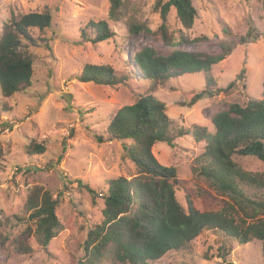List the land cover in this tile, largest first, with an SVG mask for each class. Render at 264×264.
Here are the masks:
<instances>
[{
	"label": "rangeland",
	"instance_id": "obj_1",
	"mask_svg": "<svg viewBox=\"0 0 264 264\" xmlns=\"http://www.w3.org/2000/svg\"><path fill=\"white\" fill-rule=\"evenodd\" d=\"M165 1L125 0L120 20L113 22L108 19L110 0H0V35L2 24L12 15L48 12L52 18L49 29L30 30L34 39L41 40L28 48L30 86L10 97L0 91V264H80L87 231L103 221L102 195L108 181L136 174L123 142L98 143L95 135L103 134L116 111L138 96L150 94L162 101L174 126L197 125L210 134L216 112L232 103L245 105L262 98L264 0H191L196 18L190 30L183 29L170 9L165 22L169 37L205 38L197 43L174 48L157 33H128L129 20L156 32L161 24L159 3ZM101 20L113 36L91 43L88 24ZM250 27L259 34L257 40L235 44L208 73L183 74L154 84L133 62L134 53L143 46L158 53L182 49L218 54L220 44L237 42ZM86 65L110 66L124 81L112 87L78 82L76 76ZM208 76L214 81L212 91H223L188 106L193 93L205 88ZM32 143L43 145L45 151L29 153ZM204 145L184 135L173 140V147L157 143L152 153L160 165L176 168L175 195L181 205L189 196L200 211H220L230 201L200 173L207 163L201 156ZM233 161L245 171L264 174V163L252 157L234 156ZM36 187L58 200L60 230L47 246L40 244L24 207ZM243 189L247 198L264 201V191ZM260 249L256 241L240 245L219 230H205L185 249L170 251L149 264H264ZM101 264L120 263L106 258Z\"/></svg>",
	"mask_w": 264,
	"mask_h": 264
},
{
	"label": "trees",
	"instance_id": "obj_2",
	"mask_svg": "<svg viewBox=\"0 0 264 264\" xmlns=\"http://www.w3.org/2000/svg\"><path fill=\"white\" fill-rule=\"evenodd\" d=\"M124 1L110 0L109 20H120ZM159 7L161 24L156 32L144 23L129 20L126 22L128 33H157L165 45L174 48L205 39L202 36L189 40L182 36L175 41L169 37L165 22L170 9L175 10L183 29L192 28L196 10L191 0H166L162 5L159 3ZM51 21L48 12H32L12 15L2 24L0 91L4 97L30 86L33 70L28 48L37 46L39 40L32 37L30 30L49 29ZM88 25L93 31V38H88L91 43H100L113 36L105 20ZM258 37L259 34L250 27L237 42L220 44L218 54L182 49L158 53L152 47L143 46L134 53L133 62L142 76L154 84H162L183 74L208 73L235 44L254 42ZM123 77L117 76L110 66L86 65L76 80L112 87L122 83ZM213 83L212 76H208L205 88L193 93L188 106L223 91H212L210 85ZM211 124L213 134L197 125L176 127L166 114L165 104L150 94L140 95L132 104L116 111L103 134L95 135V139L98 143L103 139L123 142L125 157L134 165L136 174L130 179L119 177L108 181L102 195L103 221L87 231L80 264H101L106 258L120 264H149L170 251L185 249L205 230H219L240 245L256 241L261 245L260 253L264 258V201L247 198L243 189L264 191V174L245 171L233 161L237 156L252 157L264 163V84L260 100H249L245 105L229 104L212 116ZM184 135L191 136L195 143H205L201 156L207 163L200 167V173L230 201L220 211H200L189 196L181 205L175 195L176 168L160 165L152 153L157 143L173 147V140ZM27 151L42 154L45 147L32 143ZM77 184L81 187L80 181ZM84 188L95 195L87 186ZM57 205L58 200L39 187L28 194L25 211L42 246H47L60 230L55 213Z\"/></svg>",
	"mask_w": 264,
	"mask_h": 264
}]
</instances>
